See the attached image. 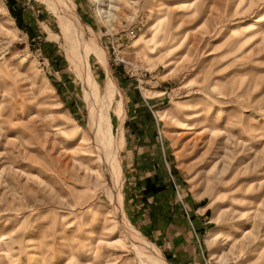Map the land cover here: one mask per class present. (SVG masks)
<instances>
[{"label": "rangeland", "instance_id": "1", "mask_svg": "<svg viewBox=\"0 0 264 264\" xmlns=\"http://www.w3.org/2000/svg\"><path fill=\"white\" fill-rule=\"evenodd\" d=\"M58 1L0 0V264H150L117 192L142 242L175 264L139 223L164 188L196 264H264V0H67L71 32ZM76 45L100 113V58L117 84L109 134L70 64Z\"/></svg>", "mask_w": 264, "mask_h": 264}, {"label": "crops", "instance_id": "2", "mask_svg": "<svg viewBox=\"0 0 264 264\" xmlns=\"http://www.w3.org/2000/svg\"><path fill=\"white\" fill-rule=\"evenodd\" d=\"M137 131H134V136H137ZM131 148L132 146L130 150ZM131 158V154L126 155V160H130L127 163L129 167L137 163V159L132 158L134 160L131 161ZM149 181L152 182L150 178L148 179ZM169 192H171L170 189L164 188L148 194V197L153 195L151 202L157 209H155L153 215L149 211L148 216L146 215L148 218L144 216V213L142 214L145 218L140 220V227L148 236L154 237V240L161 245V248L171 257L170 259L175 264H196L200 261V252L194 243L191 230L187 226V218L184 211H182L179 198H169L171 196H168ZM159 198H162V200L158 203L156 200H159ZM161 201L163 202L161 203ZM165 201L169 206L165 205Z\"/></svg>", "mask_w": 264, "mask_h": 264}, {"label": "bare ground", "instance_id": "3", "mask_svg": "<svg viewBox=\"0 0 264 264\" xmlns=\"http://www.w3.org/2000/svg\"><path fill=\"white\" fill-rule=\"evenodd\" d=\"M52 2H50V3H52ZM58 2L62 5V6L61 5L60 6L57 5V7H56L57 15H58V17L60 19V23L64 27V30H66L67 32L68 31L71 32V31H73V27L76 26L75 24H78L77 21H76V19H77L76 15L73 13L72 10H67V8L64 7V5L67 2V0H59ZM53 10H55V8ZM68 37H70V35ZM77 46L78 45H76L75 47L73 46L72 50L70 49L71 52H70V55L68 56L70 64L72 66H74V68L77 70V72H79V76H82V80L84 81V84L86 85V87H85V89H86V98H87V101H88V107H89V111H90V116L92 118H94L98 123H102V121H103V123L105 124L106 130L108 131V134H109L111 128H110V124L107 123L108 122V110H109L111 99H112V95H113V87L115 85V81H114L113 76H112V74H111V72L109 70V66H108V62H107L106 58L105 57L100 58L102 60V62H103V66H105L106 72L108 74V80L106 81V95H105V98H104V101H103V113H100V111L98 110L97 102H96L95 97H94L92 83H91V79H90V76H89V73H88L89 58H88L87 54L85 53L84 49H82V48H81V50L79 52L80 56H77L75 54V52L78 51V50L75 49ZM86 47L88 48L87 45H86ZM100 49H101V46H100ZM115 86H117V84ZM119 104H122V103H119ZM122 106H123V104H122ZM119 114H121V113H119ZM122 116L123 115L121 114L120 115V120L123 118ZM122 123L123 122L121 120V125H120L121 127L118 130V137L116 138L118 144H120V145H122V142H123ZM95 124H96V122H95ZM98 126H96V128ZM103 131H105V130L103 129ZM105 137H106V135H105ZM114 155H117V153L116 154L114 153ZM116 158H118V157H116ZM116 158H115V161H116ZM122 177H123V175H122ZM118 180H119V178H118ZM120 187H121V185H120ZM121 190H123V189H121ZM119 193L120 192H117V195L115 196L116 205H117V208L119 209L120 215H122V217H123L122 219H124V222L128 226V230H127L128 231V235H129V238L133 242L134 249L136 251H138L139 253H142L143 255H147L149 257L150 264H168L167 261H165V259H163L161 256H159L156 252H154L151 249H149V247H147V245L144 242H142V240L139 238L138 234H136L132 224L129 221V217L127 216V213L125 211L123 200H122V196L120 195L121 193L120 194ZM214 235L215 234H213V237H214ZM214 238H216V235H215ZM64 253H68V251H65ZM141 259H143V258H141ZM145 262H147V261H145Z\"/></svg>", "mask_w": 264, "mask_h": 264}, {"label": "built area", "instance_id": "4", "mask_svg": "<svg viewBox=\"0 0 264 264\" xmlns=\"http://www.w3.org/2000/svg\"><path fill=\"white\" fill-rule=\"evenodd\" d=\"M135 33H136V30H135V28L132 27V28L127 29L124 34L121 31L118 38H121L123 36H126L128 38H132V37H134ZM114 50H116V47L114 48Z\"/></svg>", "mask_w": 264, "mask_h": 264}]
</instances>
